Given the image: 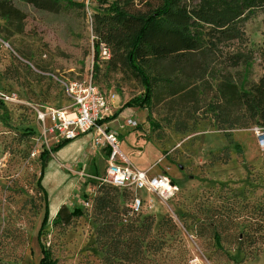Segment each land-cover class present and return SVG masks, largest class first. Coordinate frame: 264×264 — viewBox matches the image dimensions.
I'll use <instances>...</instances> for the list:
<instances>
[{
    "label": "rangeland",
    "instance_id": "obj_1",
    "mask_svg": "<svg viewBox=\"0 0 264 264\" xmlns=\"http://www.w3.org/2000/svg\"><path fill=\"white\" fill-rule=\"evenodd\" d=\"M73 1L85 8L66 6L54 13L15 0V6L25 14L20 34L6 29L7 24L0 19L5 31L0 35V91L16 93L21 101L0 100L5 105L0 108V264H38L42 258L38 233L45 200L37 186L40 155L62 141L43 133L36 109L64 108L68 104L52 77L31 71L18 56L60 78H89L94 63L91 15L111 0ZM135 2H142L138 8L146 10L157 0ZM243 28L246 46L254 52L250 79L257 81L262 74L264 11H256ZM215 71L219 80L230 70ZM96 75L93 81L114 102L107 120L118 116L110 131L119 136L124 163L149 175L165 174L181 188L167 206L157 203L152 211L142 214L154 215L157 221L168 215L179 229L178 240L158 264H264V230L256 227L258 207L264 204V130L251 127L225 131L214 125L211 116L203 113L212 96L209 88L214 82L210 76L204 94L197 91L196 96H164L150 108H128L126 115L133 113L128 118L135 120L137 127L125 126L126 120L120 117L122 107L142 96L143 87L130 75L109 72L106 65L98 79ZM196 100H201L199 105ZM178 122L187 124V128L180 130ZM96 155L92 150L76 156L67 149L63 160H57L55 153L47 164L42 185L48 192L51 220L62 206L70 212L76 208L84 211L77 219H67L65 212V226L51 223L45 231L42 242L57 264H102L92 217L99 183L72 172L104 175L105 164ZM214 155L221 158L214 161ZM135 217L127 212L125 218ZM212 220L213 228L221 233L223 250L215 244L214 232L208 227ZM246 232L262 236L244 250L247 256L231 243L232 234Z\"/></svg>",
    "mask_w": 264,
    "mask_h": 264
},
{
    "label": "trees",
    "instance_id": "obj_2",
    "mask_svg": "<svg viewBox=\"0 0 264 264\" xmlns=\"http://www.w3.org/2000/svg\"><path fill=\"white\" fill-rule=\"evenodd\" d=\"M14 1L0 0V19L7 24L6 29L20 34L24 30L25 14ZM20 1L54 13L66 6L85 8L84 4L73 0ZM135 1L111 0L107 7L92 13V78L97 74L98 79L103 65L109 72L132 76L141 84L144 94L130 99L123 108H150L164 96H196L197 91L204 94L206 78L210 76L214 82L209 88L212 96L203 113L211 116L214 125L225 131L251 127L264 130V47L260 51L262 74L257 81H252L254 52L246 46L247 36L243 28L256 11H264V0H157L146 10L138 8L142 2L137 4ZM3 31L0 27V35ZM101 44L110 49L111 57L107 61L101 59ZM25 65L40 74L30 65ZM220 69L230 71L218 80L215 70ZM93 83L101 92L108 94ZM59 87L69 104L64 89ZM200 102L196 100L194 103L199 105ZM0 108H5L4 103L0 102ZM115 118L117 114L112 117L113 120ZM178 128L185 130L187 124L178 122ZM70 142L62 141L50 150L44 149L40 155L42 165L37 186L45 200V212L38 233L42 253L38 264H57L42 238L51 223L61 227L66 225L62 221L66 208L51 220L48 192L42 183L51 154ZM213 158L215 161L221 157L214 155ZM98 185L92 217L102 264H158L178 240L179 229L172 218L164 215L157 221L154 215H142V212L127 220L132 192L111 184ZM83 215L84 211L76 208L72 212L67 211L66 217L77 219ZM257 215L259 224L256 227L264 230V204L258 207ZM214 226L215 221H209L215 244L223 250L221 233ZM232 237V246L247 256L244 250L251 248L262 236L246 232L240 236L232 234Z\"/></svg>",
    "mask_w": 264,
    "mask_h": 264
},
{
    "label": "built area",
    "instance_id": "obj_3",
    "mask_svg": "<svg viewBox=\"0 0 264 264\" xmlns=\"http://www.w3.org/2000/svg\"><path fill=\"white\" fill-rule=\"evenodd\" d=\"M8 50L11 47L1 42ZM101 59L107 61L111 57L110 49L101 44ZM15 53V52H14ZM16 54V53H15ZM18 58L30 65L36 72L52 77L65 91L69 104L64 108L48 107L45 110L36 109L37 119L43 127L44 134L54 135L57 142L74 141L81 135L94 132V146L109 149L105 175L93 177L83 175L89 180H97L100 184H111L120 189L132 192L129 213L138 215L144 210L152 211L157 203L167 206L180 191V187L169 176L149 175L147 171L135 169L124 163L120 150L119 136L102 124V120L112 115L110 96L100 91L93 83L92 75L85 80L60 78L52 73L37 70L33 64ZM93 69V68H92ZM0 100L11 103H21L16 93L0 91ZM137 127L132 118L125 121V126ZM86 206L90 207V203Z\"/></svg>",
    "mask_w": 264,
    "mask_h": 264
},
{
    "label": "crops",
    "instance_id": "obj_4",
    "mask_svg": "<svg viewBox=\"0 0 264 264\" xmlns=\"http://www.w3.org/2000/svg\"><path fill=\"white\" fill-rule=\"evenodd\" d=\"M112 104H114V102H112ZM117 108V107H115ZM122 109L124 110L121 114H120V117H124L125 120L128 119V117L132 116L133 113L131 114H127L126 113L128 112V108H123ZM117 109L114 110V112L116 111ZM118 117V116H117ZM109 117H106L102 120V124L107 127L109 130L110 128H114L115 125H113L115 122H118V118L115 119V120H112V121H108ZM95 133L94 132H90V133H87V134H84V135H81L80 137H78L77 139H75L74 141H71L69 144H67L66 146H64L62 149H60L56 154H57V160L59 159H62V155L64 154V152L67 150V149H70V150H73L74 152V155L78 156L82 153H87V152H91L92 150L94 151V153H96L97 155V158L100 162H104L105 164V168L107 167V159H108V155H109V149L108 148H105V147H95L94 146V138H95ZM72 152V151H71ZM93 158V157H92ZM63 160V159H62ZM106 171V169H105ZM73 174H78L80 175L81 177L82 174L83 175H87V176H95V177H102L104 175H99L98 173H86V172H74L72 171ZM47 173V172H46ZM61 209H63V206L60 207L58 209V211L56 212V215L61 211ZM69 212V210L65 209L64 212ZM50 212H51V208H50Z\"/></svg>",
    "mask_w": 264,
    "mask_h": 264
}]
</instances>
